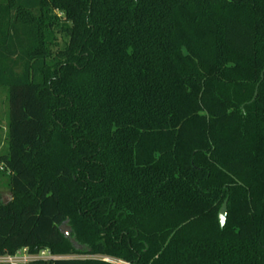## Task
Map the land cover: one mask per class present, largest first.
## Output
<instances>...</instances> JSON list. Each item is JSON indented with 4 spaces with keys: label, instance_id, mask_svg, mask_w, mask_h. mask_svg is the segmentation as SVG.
<instances>
[{
    "label": "trees",
    "instance_id": "16d2710c",
    "mask_svg": "<svg viewBox=\"0 0 264 264\" xmlns=\"http://www.w3.org/2000/svg\"><path fill=\"white\" fill-rule=\"evenodd\" d=\"M0 87V256L264 264V0H0Z\"/></svg>",
    "mask_w": 264,
    "mask_h": 264
},
{
    "label": "rangeland",
    "instance_id": "374dc122",
    "mask_svg": "<svg viewBox=\"0 0 264 264\" xmlns=\"http://www.w3.org/2000/svg\"><path fill=\"white\" fill-rule=\"evenodd\" d=\"M8 123H9V104H8V90L6 88L0 87V155L4 154L8 150ZM5 168L3 164L0 163V192L7 199L10 196V190L8 188L7 182L8 178L6 172L2 171ZM64 234H69V228L63 226Z\"/></svg>",
    "mask_w": 264,
    "mask_h": 264
},
{
    "label": "built area",
    "instance_id": "2783aa9c",
    "mask_svg": "<svg viewBox=\"0 0 264 264\" xmlns=\"http://www.w3.org/2000/svg\"><path fill=\"white\" fill-rule=\"evenodd\" d=\"M64 258H69V257L53 255L49 250H42L37 254H31L28 248H23L17 251L13 255L7 254L0 256V264H33L36 262H52ZM70 258H74V257H70ZM93 258L101 259L111 264H132L111 257H93Z\"/></svg>",
    "mask_w": 264,
    "mask_h": 264
},
{
    "label": "water",
    "instance_id": "95a60500",
    "mask_svg": "<svg viewBox=\"0 0 264 264\" xmlns=\"http://www.w3.org/2000/svg\"><path fill=\"white\" fill-rule=\"evenodd\" d=\"M256 96H257V93L255 95V98H256ZM227 217H228V202L225 201V203L223 204V206H222V208L220 209V212H219V222H220V225H221L222 228H224L225 225H226ZM60 229H61V231L63 233H65L63 226H61Z\"/></svg>",
    "mask_w": 264,
    "mask_h": 264
}]
</instances>
